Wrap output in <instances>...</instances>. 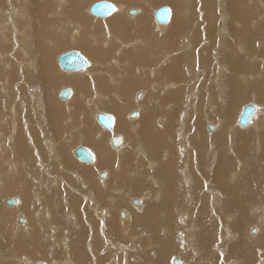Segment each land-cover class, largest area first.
I'll use <instances>...</instances> for the list:
<instances>
[{"label": "rangeland", "instance_id": "obj_1", "mask_svg": "<svg viewBox=\"0 0 264 264\" xmlns=\"http://www.w3.org/2000/svg\"><path fill=\"white\" fill-rule=\"evenodd\" d=\"M46 1H47L46 9L48 6L50 10L44 9L45 11L44 10L41 11L38 0H0V105L2 107L0 110V115L1 114L3 115V127L0 129V134H1L0 138L4 142L7 141V144H8L9 138L12 136L13 137L12 143L14 144V145L13 144L10 145V143H9L10 147L6 148L5 149L6 151L5 150L3 151V154H4L3 157H7L9 153L10 154L15 153L14 156L16 158L14 161L16 163H10L8 165L16 164V166L18 165L17 169L21 167V168H24L25 170H28V171L21 172L19 169V171L16 170L17 172L13 171V173L10 172V169L8 170V172L6 170V172H7L6 177L7 178H4V177L3 178L9 184H11L12 187L5 188L4 185H0V203L3 204V205L0 204V264H24L23 263L25 261L24 259L22 262V258L24 256L28 257L27 259H29V261H32V264H34L35 262L36 263L41 262V263H45V264L48 263L49 264L51 262V260L54 259L53 258L54 256L52 254V252L54 251L53 250L54 247L55 248L57 247L59 250H61V252L56 254V255H58L57 258H60V256L64 255L63 251L64 250L66 251V249H64L65 247L62 244L65 245V242L69 243V246H75L74 248H77L78 251L82 252L83 250L81 249V246L78 243L79 241H77V237L73 232H75L77 235H79L77 228H76V226H77L76 224L82 225L83 217L79 216V214L82 213L80 209H85V207H86L85 206V207L81 208L80 205H88V203H86L85 201H83V203L81 204V201L83 200L82 196H84V195L92 196L94 199L96 198L95 200L98 202L97 204L99 205V207L110 209L108 212L109 215L113 214V213L118 215L117 213L119 212V210H121V212H124V213H125V210H128L130 213V216H131L130 222L133 226L135 225L134 229H133L134 230L133 233L127 227L124 228V230H126V231L128 230L127 232L132 237V239L130 241L131 243L129 241L126 242L127 241L126 238H123L121 236L119 237V233L117 232V230L113 229L109 233V237L111 239L110 241L108 240V235H107L106 236L107 239H105V237H103V240L100 238L101 242L99 243L98 246H95L93 244L94 248H95V253L97 254L99 252V250H100V252H99V254L96 255L98 257V259L96 257L91 258L92 263H94V261L96 259V261H97L96 264H132V263H134V264H157V263L158 264H165V263L166 264H173L174 259H178L180 264H184L185 262H187L185 264H225V263L226 264L227 263H229V264H264V156H263L264 155V136H263L264 135V125L259 124V125H257V127H252L251 129H244V128H241V126H239L237 124V126L235 125L236 128H234V130L231 133L233 141L228 142L226 140L225 143H222L221 141H219L217 135L210 136L216 130L215 127L212 131H209V129H207L208 126L205 125V123H207V121L212 123L215 126L217 125L214 120L216 119V116L218 114H219V116L222 115V112L220 109H222V107H225V104L223 106L222 101H223L226 93H227V95H226L225 99L226 100L229 99V94H230V92L233 91L232 89L234 88V85L230 84V82H229L230 79L232 80L236 76V78L234 80H239L242 84L245 82H248L247 87H249V88L250 87L253 88L255 86L260 87L261 85H264V81H263L264 75L262 77V75L259 76V73L255 74V72L260 71L259 70L260 69L259 64H261L262 57H264V52H263V50H264L263 49L264 48V44H263L264 43V40H263L264 32H262V33L256 32V35L259 37L251 39L250 33L246 32V31L252 30V29L249 28V26L247 25L246 22L243 21V23H245V25H244L242 23V20L240 22L239 21H233V22L231 21L232 10L230 9V6H231L230 3H228V1L230 2L231 0H226V2L224 3V7L226 4L227 19L225 20V26H226L225 32H227V33L223 34V38H224V43L222 45L223 47L221 46L220 48H216L218 45L212 46L213 42L211 41V37L215 36V38H216L217 33H214V32L212 33L211 27L208 24L207 19L205 21H203V16H204L203 2H204V0H187L188 1V2L186 1L187 4L189 3L188 11H191V12H189V16H188L189 19L187 21L191 20L194 23L198 21V23H195L192 27H188L187 28L188 31H187V29H184L186 31L185 36L187 35V37H191L193 40L191 38L188 39V38H185L182 36L184 34V31L181 32V29L183 27H185V25L181 26L180 30L178 31V33L180 35V38L178 39V42H180V43H178L179 44L178 48L181 45L184 47L185 40L186 41L192 40V51H191V53H187L188 54L187 55L186 53H184V52H186L187 49L180 47L179 48L180 50L173 49V51L170 52L171 56H172V54L175 55V57H176V55L179 57L181 55V57H180L181 68L179 66H178L179 68L174 67V70L177 71L175 74H177V75L178 74L180 75L181 73L186 74V77L184 79L181 78V76L178 75L179 76L178 77L176 75L179 78L180 84L176 80H175V82L171 81L174 84L178 83V84H176L177 87H182L181 85H184L186 87L185 97H184L185 99H183L185 101L186 105H184L183 107H180V108H182V110L178 115L180 122H181V120L183 122L181 123L182 125L180 124L178 126L177 130L175 129L176 131H179V132H181L183 129H185V130L182 131V134L181 133L179 134V132L175 133L176 131H173L171 133V135L174 137H172V139H170L171 137L165 138V140H166V144L170 145L171 148L175 147V143H176L177 149L179 151V157H178L179 160L175 158L176 160H178V162H176V163H179V162L182 163L183 161L186 162L185 165H187V167L190 168V170L192 171V174L194 175V176H192L193 182L188 183L189 180H187V178H185V177L183 179V177L180 176L181 174L178 173L177 168H174V170L176 172L172 169L174 171L173 174H171L172 172H169V174H171V175L168 174L166 178H163L162 168L164 167L165 162H162L163 164L160 165L161 177L164 180L162 182L163 183L165 182L167 184H161L163 186H160L159 183L147 184L144 181L143 177L149 172V170L146 169V166H143L145 164V162L143 163V165L140 164L141 166L137 165V159L135 158L136 152H133V149H135L134 147L140 148V149L137 148L138 149L137 151H138V153H140L139 157H141L142 154L139 150H141L142 148H146V150L150 151V148H149V145H148L145 137H142L143 133L141 135L136 134V133H134V134L127 133L128 131H131L130 130L131 127L128 126V127H123L125 129L127 128L126 129L127 134L124 135L126 144H125V147L123 148V152L127 151V153H125V155H123V156H127L128 160L127 161L124 160V163L118 165L117 164L118 162H116L118 153H116V156H115V155H113V152L110 150L112 152L111 155L113 156V158H112L113 162H111L108 165L106 163L102 169L100 168L102 171L104 169H106L109 172L110 176L105 181H102L105 178V174H104V177L99 176V174L102 171L97 166L94 165V168L96 170H100L99 174L94 168H91V170H90L92 172V177H91L90 181H92V183L96 187H92V186L87 187L85 185L83 186L82 182L78 181L76 179V177L73 176L74 174L71 173L73 171L72 168L70 170L63 168L65 166L69 167L70 164L66 165L64 162L62 165L61 160H59L58 158H51L50 157L49 152L47 151L48 149L46 148V141L50 139L55 144V146H60L62 143V145L67 149L69 156H72L74 161H78L79 159L76 156H74V154H73V148L78 146V145L80 146V145L84 144L85 139L87 137V134L81 132L80 130L75 132L72 129L76 128V127H78L80 129L79 125H77V124H79L78 122L80 121V118H82V115L87 114V115H89L88 120H89L90 124L93 125V130L97 131L101 127V125L98 121H95V119H94L95 118L94 113H96V111H97V109H95L96 107L94 106V101L96 100L95 92L97 94H106L107 96H111V94L115 93L116 92L115 90L118 91V89L116 88L117 85L114 81H112V85H114L115 87L108 85V87H110V88L106 89V87H105L104 88L105 92L101 91L99 88L95 89L92 85H90V88H89L87 86V85H89V83L86 79H87V77L91 78V77L95 76L93 74L95 72L94 69H93V72H91L92 74L91 73H89V75L86 74V76H85L86 79H77L76 78L73 80V79H70L71 75L65 74V70L63 71V69H61V67L57 61V57L60 54L64 53L66 49H67V51L78 50L84 56H85V54H86V56H90V54L88 52H85V51L83 52L81 48H79L80 49L79 50L78 48H74L72 46H63V47L60 46L62 48H59V45H60L59 43H61L58 41L59 35H60V38L61 37L64 38L65 44H66V40L68 43V41L70 39H69V34H65V33L63 34L64 29L59 28L56 30L55 28H58V26H56V25H58V24L60 25V23H62V21H64V22L67 21V23H73V25H70L71 29H69V26H67V29H69V30H66V31H75L76 22H72L73 20H75L73 17L70 18L66 15L65 7H67L69 5V2L68 3L65 2V4H62V2L57 3V1L60 2L61 0H46ZM90 1L91 0H88L85 2V5H84L85 9L92 2H94V1H91V2ZM109 1H111V0H109ZM189 1L190 2L193 1V3H190ZM242 1L243 0H239V6L240 7H243V6L247 7L249 5H253L254 10H255V12H254L255 18H258L260 21L258 19H254V20H256L257 23L264 22V8H262V7H264L262 4V3H264L263 0H261L262 3L260 2V0H258V1L257 0H248L249 5H243ZM214 2H215V7H217V2H219V0H217V1L215 0ZM258 2L260 4H262V6H258V5H260V4H258ZM141 3L146 4V6L144 7V11L147 10V12L149 14L153 12L152 9L154 7H156L155 10H157L160 6H163L165 4V5H168L169 7L170 6L173 7L174 12L179 11L180 13L178 12L177 15L179 16V14H180V16H181L180 7L179 6L174 7L167 2L160 3V5H159V4H153L151 2V0H140L137 4H135L134 6L132 5V6H133V8L135 7V9L137 10V8L141 6ZM57 4H62L61 5L62 7L60 5H57ZM147 4H150V5H147ZM63 5H65V6H63ZM201 5H202V8H201ZM150 6H153V7L150 8ZM190 6H192V8ZM41 7H45V5H43V6L41 5ZM61 8H63V9H61ZM58 9L61 11H59ZM17 11H19V12H17ZM188 11H187L186 15H188ZM44 12H45V14H43ZM176 12L173 15V22H174V20H178L180 18V17H177ZM21 13H23L22 17H21ZM58 13L60 14V16L57 15ZM195 13L198 15L196 16ZM261 13L263 15H262V17H259V15L261 16ZM83 14H84V16H86L87 19L90 17V19H88V21L91 20V16L95 17L87 9L84 11ZM228 15H230V16H228ZM66 16H67V18H66ZM148 17H149V20L152 22L153 33L154 32L157 33V31L155 29V24H154L155 20L153 18H151L149 15H148ZM204 17H206V16H204ZM210 17H211L210 20L213 21L214 15H210L209 18ZM50 18H53V19L56 18V20L59 18L60 19L62 18L61 19L62 21L60 19L58 21H55V19H54L55 22L53 21V24H52L53 26L50 27V24H49L48 27L43 28V24H40V23L44 22V20L47 23H49ZM195 18H197L196 19L197 21L195 20ZM229 18H230V20H229ZM261 18L263 19V21ZM104 19H106V18L93 19L92 22H94V23L100 22L101 24L99 23L98 25L102 26V24H103L102 28L103 27L105 28ZM187 21H186V24H187ZM200 21H203V22L199 26L197 24H199ZM64 22L60 26L64 27V26L68 25L66 22H65L66 24H64ZM235 22H237L238 24ZM23 23L25 24V26ZM54 23H56V25ZM106 23H108V20L106 21ZM26 25L30 26V27H27ZM196 26L200 27L201 30L203 29V27L204 28L205 27L210 28L209 29L210 33H207V34H210L209 38L207 39L205 37L204 32L200 33V29ZM251 26L252 25H250V27ZM24 27H26V28H24ZM193 27H194V30H193ZM237 27L239 29L245 30V31H243L244 33L241 32V34L239 36L241 38H239L237 36L238 31H239V29ZM40 28L41 29L43 28L42 29L43 31ZM235 28H237L236 29L237 34L234 32ZM258 28L259 27H256V29H258ZM117 31L118 32H115L113 30L111 31V35H112L111 37L113 38V40H115V41H113L114 43L111 46H105L103 44V41H105L104 38H106L105 34H103L105 37H103V35H100V37H98L99 35H96L94 33L92 34V36L94 38L91 36L89 37V40L91 41V43L89 41V43H90L89 45L94 46L93 48L94 49L96 48V50L98 49L97 51L100 50L99 53H97L98 57L96 55L95 59L99 60L100 64H98V65L100 67H103L101 70L102 71L101 73H108V72L113 73V72H115L113 74H117L120 72L122 75L128 76V78L126 80L124 78H122L120 80L119 87H120V89L123 90L124 93H126V96H127V98H126L127 101H124V104H121V106H124L125 109L127 108L126 110L128 112L126 111V113H127L126 116L129 115L128 118L132 119L129 122H136V121H138L139 116L138 117H136V116L130 117L129 113L133 112L134 110H136V112H137V109L140 108L139 102H141L143 100L142 97L145 96L143 90H145V92L147 93V100H149L150 99L149 96L152 93V91L157 90V88H155V87L152 89V86H150V85L151 84H158V85L162 86L164 83H169V81L171 80V77L166 72V70L164 69L165 67H161V64H158V62L163 57L162 47H161V43H163V42L161 41V37H156L157 42L152 41L151 43H148V45L145 46L144 49L140 50V48H141L140 47L139 48L140 51L136 49L138 52L137 53L135 50V47H133L132 45L135 44V41H141V39L144 40L143 36L145 35V33H144L145 30L142 28L140 23L137 24L131 20H129L128 23L123 22L122 25L120 26V29ZM41 32H43V33H41ZM197 32H198V34H197ZM42 34H45V35H42ZM23 35H25V36H23ZM113 36H115L116 38ZM17 37L19 38L20 43L17 40L18 39ZM28 37H30V38H28ZM50 37H51V39H54V37H55V39H57V41L56 40L51 41ZM108 37L110 39V36H107V38ZM65 38H67V39H65ZM97 38H99V39L97 40ZM100 38L101 39L103 38V39L101 40ZM21 39H24V41H22ZM121 39L122 40L125 39L127 41V42H124V46H125V44H128V45H126L128 47L123 48L124 54L120 57L119 53L117 52L119 45L115 42L120 41ZM248 39H250L251 41ZM100 40H101V42H99ZM50 41L52 42V44L54 43L53 46H51V48H50V45H51ZM96 42H98V43H96ZM70 43L71 42L69 41L68 44H70ZM17 44L20 47L22 45V47L20 48ZM196 44H199V45H196ZM240 44L242 46H244V44L247 45V48H249V50L254 49L255 50L254 56H256V57H254L253 55H247L246 53L242 52L241 48L239 47ZM23 46H25L26 49H24ZM44 46H45V48H44ZM130 46H132L131 47L132 49L131 48L129 49ZM54 47H57V48L54 49ZM69 47H72V48H69ZM107 47L112 49V50L108 49ZM113 47H115L116 49ZM42 48H44V49H42ZM46 48H48L47 49L48 52L49 51L51 52V50H55V51L51 52L52 53L51 55H53L54 57L53 56H52L53 58L51 57L52 62H50L49 65H52V67H53V65L55 67L57 65L56 68L50 67V69L48 70V73H47L48 78H52L51 77L52 74L55 73L56 76H58V77L61 76V78L59 77L60 79H63V80L66 79V81L64 80L65 82H63L61 84L59 81H57L58 83H56V84H58V86L56 84L55 85H49L50 90L52 89V90H55L56 92H54L52 90L50 91L48 89L49 86L46 84V81L44 78L45 72H46L45 70H47V69H45L46 66L44 64L46 62V60H45L46 58H44L43 53L45 51H47V50H45ZM202 48L203 49L206 48V49L204 52L201 53L199 50H201ZM152 49H153V54H151ZM215 49L216 50L218 49L217 50L218 59H216V56H215V52H214ZM131 50H132V52H131ZM177 50H178V52H177ZM195 50H198L199 52H196ZM258 50H260L261 53ZM50 52L47 54L49 55ZM53 52H55V53H53ZM127 52H129V53L135 52L132 54V56L134 55L133 58H131V54H129ZM109 53H112V54H109ZM199 54H201V55H199ZM116 55H118L121 59L117 58L118 56H116ZM124 55H125V57H123ZM126 55H128V56H126ZM196 55H197V58H196ZM208 55H209V57H208ZM107 56H109V57H107ZM115 56H116L117 60L123 59L122 62L120 63L123 67L120 64H119V66H118V64H115ZM201 56H202V59H201ZM40 57H41V60H40ZM109 58H112V59H109ZM129 58L131 61L129 60ZM138 59H139V61H138ZM109 60H111V62H109ZM254 60L256 61V63H257V61H259V62H258V64H256L257 66L252 67L253 66L252 64H255ZM124 62H130L129 66L125 65ZM138 62H143L144 64H147L149 66L153 65V67L157 66L159 69H158V71H153L152 73L148 72L144 76V72H142V73L136 72V70L139 71L137 69V67L140 66L139 64H142V63L138 64ZM209 62H211V63H209ZM30 63L36 64L35 67H32L33 69L36 68V70L33 72V73H36V74H33V76H35V77H31V75L29 74V72L31 71V69H29L31 67ZM207 63L209 64V66ZM212 63H213V65H212ZM217 63L218 64L220 63L221 67H223V68L225 67L224 71H223V75H222L223 77H222V79L220 78V80L218 78H216L218 76V71H219V69H218L219 65H217ZM243 63H245V64H243ZM123 64L125 65V67ZM222 64H224L226 66H224ZM237 64H239L240 66L238 67ZM246 64H247V66H244L245 68H243V65H246ZM234 65H236V67ZM200 66H201V68H200ZM214 66H216V67H214ZM194 67H196L195 69L198 70V71L196 70L197 74L201 72L200 76L202 75V78H200V80L198 79L200 76L198 77L197 75L194 74V71H195ZM204 67H205L204 70H206V71H203ZM208 67H210V68H208ZM116 68H119V69H116ZM207 68L210 69L209 70L210 72L208 71ZM43 69H44V71H43ZM57 69H58V72H57ZM107 69H108V71H107ZM212 69H213V71H212ZM234 69H235V71H234ZM116 70H119V71H116ZM214 71H215V73H214ZM60 72H62L63 74ZM252 73L255 75L256 78H258V76H259L260 79H256V78L253 79ZM139 75H141V76H139ZM214 75L215 76L217 75V76L215 77ZM247 75H248V77H247ZM103 76L110 77L109 74H105ZM194 76H195V79H194ZM139 77H140V81H141L140 84L129 85L128 83H126L130 79L131 80H133V79L138 80ZM33 78H35V79L33 80ZM196 78L198 79V81ZM180 79H183L186 82H184L183 80H180ZM75 80H76V82L81 81L80 82L81 87L79 86V88H78L79 90L77 89V86H78L77 84H76V86H74ZM77 80H79V81H77ZM34 82H36V83H34ZM82 82H84V83H82ZM86 83H88V84H86ZM191 83H193V84H191ZM5 85H6V87H5ZM173 85L170 84L169 90L173 91L174 88H176ZM203 85H205L206 87ZM66 86L67 87L72 86L73 89L75 88L74 89L75 95L72 98L69 97L70 98V99L68 98L69 100L65 99V101L63 102V100H61V98L59 97V94L54 95V93L57 94L62 87H66ZM85 86L88 88H86ZM184 86H183V88H185ZM31 87L37 88V89H35L36 90L35 92H37L36 94L34 93V90ZM33 93L35 94L36 97L34 96ZM47 93L50 94V98L57 96L56 97L57 99L54 97L53 98L54 100L53 99H51V100H53L54 102L57 101V103H55V104L56 105L59 104L57 107V108H59L58 110L63 111V112L59 111V113H58V110H55V112H53V113H55V115H54L55 119H54V117H52V118L50 117V116H52V115H50L52 113H51L50 107L47 103ZM138 93H140V95H138ZM218 93H219V95H218ZM82 94H84V96H82ZM85 94L88 95V98H87V95H85ZM89 94H90V96H89ZM135 94H136V96H135ZM250 94H251V89H249L248 93L244 94L242 96V99L239 101V103H237L234 106V110L232 113H234V111H235V116H231V121H233V123L231 125H234L236 123V118H237V115H239L238 112L240 111L242 105L243 104L247 105V104H245L246 102L250 103L251 98H252V96H250ZM114 95H112V96H114ZM160 95L162 96V98H164V96H165V99H167V101L170 100V102H173L172 99L169 98L171 96L170 92L163 91L160 88ZM220 95H222V98H220ZM194 96H195V98H194ZM37 97H38V100H36ZM84 97H86V98H84ZM134 98H137V101H135ZM83 100H85V101H83ZM86 100H88L89 102H87ZM263 100H264V98H263ZM32 101H33V103H31ZM81 102H82V104L80 105ZM36 104H37V106H36ZM77 104H79L81 107L78 106ZM83 104H85V105H83ZM125 104H126V106H125ZM263 104H264V102H263ZM31 105H35V106H31ZM10 106H15V109L17 111H15V113H13L14 111L12 112L11 110H9V109H12ZM39 106H40V108H39ZM66 106L69 107L70 109H68ZM111 106L112 105H110V104L100 105V108H101L100 110H102V112L112 114L111 112L114 113V111H113ZM193 106L195 107V109H193L194 114L192 111ZM34 107H35V109L37 107L38 111L33 109ZM85 107L87 109H85ZM110 107H111V110H110ZM184 107L185 108L187 107V108L185 109ZM262 107H264V105H262ZM76 108L78 110H75ZM89 108L90 109L92 108V110L90 111ZM164 108L167 109V107H164ZM196 108H197V110H196ZM83 109H84V111H83ZM114 110H115V108H114ZM149 110L150 111H156V115H155L156 117L155 118H157V116L159 114H161V112H158V110H156L154 108H150ZM185 110H188V111L184 112ZM262 111H264V110L262 109ZM81 112H83V113H81ZM9 113L11 114L12 117H14V119L11 120V124H9V117H10ZM71 113H73V114H71ZM181 113H182V115H181ZM93 114H94V116H91ZM184 114H187L189 117L187 118V115H185L186 117L184 116V118H183ZM69 116H70V118H69ZM62 117H63V119H62ZM133 118H135L137 120L135 121V119L133 120ZM185 118L188 120H186ZM57 119H58V123H57ZM184 119L186 121H184ZM189 119L191 120L190 122H192V123L188 122ZM69 120L71 122H69ZM12 121H13V123H15V127H14ZM59 121H60V123H59ZM156 121L152 122L153 126L151 128L150 135H157V130L154 127V123L158 126H160V124L161 125L163 124L160 121L159 122H156ZM57 124H59V125H57ZM41 125H43L42 128L40 127ZM8 126L10 129L8 128ZM55 127L57 130L56 129L54 130ZM65 127H67V128H65ZM194 127H197V131H198V133H200L199 135L195 134L196 129ZM139 128L140 127L137 126L135 128V130L136 129L138 130ZM62 129H64V130L66 129V130L63 131ZM204 129L207 131L208 134L211 132L209 134V138L206 136L204 137ZM12 132L14 133V135ZM17 132H18V136L16 134ZM166 133H168V132H166ZM81 134H83V135H81ZM19 135H21V137ZM47 135H49V136H47ZM164 136H166V135H164ZM14 137H15V139H14ZM21 138H23L22 139L23 141L20 140ZM186 139H187V141H186ZM206 139L208 141H206ZM44 140H46V141H44ZM256 140L258 141V143ZM54 141H56L57 143ZM247 141H248V143H247ZM43 142H45V143H43ZM245 142H246V144H245ZM210 143H213L214 146L213 145L211 146ZM240 143H241V145L244 143L246 152H245L244 146L241 147ZM23 145H24V147H23ZM237 145H239L242 149L240 147H238ZM12 146H13V149L11 148ZM89 146L94 148L91 145H89ZM90 147H88V148H90ZM186 147H188V148H186ZM107 148L109 149L110 147L107 146ZM167 148L168 147L163 146V148L159 150V155L157 158H159L160 161L162 160L163 151L166 150ZM8 149L12 152H10ZM152 151H153V149H152ZM166 151H168V150H166ZM241 151L243 152L242 154H241ZM37 152H39L41 154L42 158L48 164H51L52 167L59 165V167H55V168H57V170H55V171L53 170V171L57 175H59L60 177L62 176V177L61 178L60 177L55 178L52 176L51 179L55 178L56 180L53 179V182H55V181L56 182L53 184L52 180H51V183L48 185V192H47V189L44 187V185H39L38 182L35 183V179H34L35 177L31 174V171H30L32 169H36L35 161H36V156L38 154ZM150 154L151 153H149V155ZM235 154H236V156H235ZM11 155H9V156H11ZM153 156L154 155H152V157ZM194 156H196V157H194ZM11 157H13V156H11ZM114 157H115V159H114ZM154 158H156V156H154ZM54 159H56V160L54 161ZM20 160H22V161L20 162ZM185 160H187V161H185ZM117 161H118V159H117ZM120 161H121V159H120ZM132 162L133 163L135 162V163L133 164ZM134 165H136L135 168H134ZM219 165H222V167L224 166L222 176H225L224 178L227 181H225V179H224L225 182L224 181L223 182L225 184H227L228 187L230 186L231 188H233V190H235V195H234L235 197L234 198L236 199V202L238 201L237 203H234L235 199L232 201L229 197H225L223 194L222 188L218 187L217 185L213 184V182H211V177H213V175H215L216 172H214V171L217 170V167ZM41 166H43V165L41 164ZM142 166H143L144 170H143ZM228 166L230 167V169H228ZM193 167L196 170H193L192 169ZM209 167H210L211 171H210ZM140 169H142V170H140ZM226 170H227V172L228 171H230L231 173L233 172L232 174H235V176L232 174H230L231 175L230 176L229 173L226 172ZM69 171H71V172H69ZM3 172H4V170H3ZM19 172H20V174L21 173L24 174L20 180H19L20 174L18 175ZM27 172H29V173H27ZM32 173H36V172H32ZM175 173L179 176L175 177L176 176ZM31 176H32V178H31ZM226 176L228 178H226ZM237 176H239V177H237ZM13 177H16V179H18V180L13 182V180H14ZM57 179H58L59 184H57ZM63 179L65 180V182L61 183V182H63ZM205 180L208 181V183H206ZM99 181H101V182H99ZM67 183H69V184H67ZM87 183H89V182L87 181ZM168 183H169V185H168ZM55 184H56V186H55ZM97 184H99V185H97ZM69 185H71V186H69ZM154 186H155V188H154ZM201 186H203V187H201ZM40 187H41V189H45L42 191V193L38 192V190H41V189H39ZM71 187L76 188V190H78V191L73 192L71 190ZM164 187L167 191L164 189ZM172 187H173L174 191H173ZM54 188H56L57 190L55 191ZM152 188H154V189H152ZM189 188H191V189L194 188V189L189 190ZM29 189L35 191V193H34L35 196H34V199L32 200L33 203L35 204V206H34L35 209L32 208L33 211H36L35 215L37 216V214H38L39 216H37V217L39 219L46 220V221H43V222H46L45 223L46 225H48L47 222L51 219L50 217H52V216H56V218L60 222V223L54 224L51 227V232L48 231V236H47L48 242L45 241V242L40 243L42 240L39 237L29 238L28 236H26L25 233L23 234V236H20V237H18V235L17 236L14 235L13 242L10 241L13 237L11 239H9V237L7 236V234H10L9 231H11L13 229L12 226L15 225V223H16V221H15L16 217H17V220L19 221L18 217L19 216L24 217L25 214L22 212V210L19 207L9 208L8 207L9 205H6V203H5V199L15 198L17 196V202H19V201L21 202L22 200L20 199V195L21 194H27L29 192ZM210 189L211 190L215 189V191H217L218 193H221V195H222L221 198L223 199V201H222L223 203L221 204L223 206L222 208H221V206H219L220 202L219 203H217V202L212 203L211 202V201H213L212 198H210V200H209L210 195H207V194L209 193V191H211ZM12 190L15 191L14 194L11 193ZM116 190H118V191H116ZM7 191H9V193ZM64 191L67 192L68 195L73 194L72 197H69L68 195L63 196L62 194L65 193ZM158 191L161 192V195H158V196L155 195L157 197H155V196L153 197L154 192H156L155 194H157ZM236 191L238 192L237 193L238 195L236 194ZM37 194L39 195V197H36ZM59 195L61 197H63V199H58L57 196H59ZM113 195H115V196H113ZM203 195H205V197H203ZM188 196H190V197H188ZM134 197L137 200L140 198L143 202L141 201V204H138V205H134L133 202L128 203V201ZM64 198H67L69 200V202L66 203L67 201L65 202ZM38 200H42V201L40 202ZM43 201H47V202H45V204H44ZM163 201H164V204H162ZM126 203H128L129 205ZM30 204H32V203H30ZM38 205L40 206V208ZM10 206L12 207V205H10ZM16 206H18V205H16ZM212 207H214V208H212ZM39 209H41V211ZM61 209L65 214L60 213ZM90 210H91V208H90ZM99 210H103V209H99ZM122 210H124V211H122ZM69 211H73V212L75 211L78 219L74 216H71V215L68 217L67 212H69ZM3 212H5L6 215L8 216L6 218V222L11 225L9 227H5V231L7 230V232H4L2 230L3 223L1 222L2 221L1 218H2ZM91 212H94V209L91 210ZM50 213H51V215H50ZM133 213L136 214V218H137V216L139 217V218H137L138 219L137 222L135 220V217L134 216L132 217V215H134ZM31 215L34 218V215L33 214H31ZM60 215H63V216L65 215V216L61 217ZM165 215H168V217H169V215L172 216L175 221L173 222L174 224H172V227L170 225V228H166V226L168 225L167 224L168 222H167L166 226L163 227L165 230L163 232L164 234L162 233L160 235L158 233L162 229L161 230L159 229L160 225L158 226L157 223H159V221L162 220V217L165 218ZM36 216H35V219H37ZM96 217L97 216L95 214H91L89 217H87V219L90 222H93ZM120 218H121V216H120ZM124 218H122V219H124ZM67 219H68V221H67ZM140 219H141V221H140ZM78 221H79V223H78ZM23 222H20V223H23ZM23 224H25V223H23ZM117 224H118V222H117ZM62 225H65V227L63 229L61 227ZM54 226H56V227H54ZM124 226H125V224H124ZM72 228H73V230H72ZM253 229L255 230L254 233H252ZM228 231L230 232V234H228ZM49 233H51L53 235L50 236ZM111 233H116V235L112 236ZM186 233H188L186 235V238L188 240L185 238ZM45 234H44V237H45ZM139 235L141 237H139ZM55 237H57L58 241L61 240L60 241L61 243H57L58 245H55V243H54ZM83 238H85V237H83ZM121 238H123V239H121ZM159 240H161V241H159ZM63 241H64V243H63ZM73 241H74V243H73ZM142 241H143V243H142ZM189 241H191V242H189ZM48 243L50 244V246ZM51 243H53V244H51ZM76 243H78V244H76ZM10 244H12V247H13L12 251L10 248ZM170 244H172V245H170ZM7 245H9V246H7ZM41 245H43V246H41ZM139 245H140V247H139ZM141 245H142V253H143V256H141V257H144V258L139 260V256L137 253H138V251L141 250ZM123 246H124L125 251H123V248H122ZM145 246H147L148 248ZM179 249L181 251H179ZM88 250L89 249L87 248L86 251H88ZM72 251H74V250L72 249ZM145 251L147 253H145ZM181 252H184V253H182L183 255L181 254ZM106 253L108 254V256L106 255ZM14 255H16V256L18 255L17 258H19V256L21 258H19V260H18L16 258H14ZM50 256H53V257H50ZM136 256H138V257H136ZM181 257H183V258H181ZM64 258H65V256L63 258L61 257L60 259H62L64 261ZM66 259H68V258H65V261H68V262L70 261L69 264H71V262H73V264L82 263V260L79 257L78 258L75 257L74 259L69 258V260H66ZM110 260L113 263H109ZM123 260L124 261L127 260V262L125 263ZM144 261H146V262H144ZM162 261H165V262L160 263ZM147 262H149V263H147ZM92 263H90L89 261L84 262V264H92ZM25 264H30V262L29 263L25 262Z\"/></svg>", "mask_w": 264, "mask_h": 264}, {"label": "bare ground", "instance_id": "obj_2", "mask_svg": "<svg viewBox=\"0 0 264 264\" xmlns=\"http://www.w3.org/2000/svg\"><path fill=\"white\" fill-rule=\"evenodd\" d=\"M86 1H88V0H61L60 2H58L57 1V3H61L62 2V4H65V2L66 3H68L69 2V5L67 6V7H65V11H66V15L68 16V17H73L75 20H73L72 22H76V26H75V31H66V30H69V29H71L70 27V25H73V23H67V21H65L68 25H66V26H60L64 21H62L60 18V20L62 21V23H60V25L58 24V25H56V23H54L56 26H58V28H55L56 30L57 29H59V28H61V29H64V32H63V34L65 33V34H69V41L71 42L70 44H68L69 43V41H68V43H67V40H66V44L64 43V38H60V35H59V39H58V41L59 42H61V43H59L58 45H59V48H62L63 46H72V47H74V48H81L82 49V51L84 52H88L89 54H90V56H86V54H85V57H86V59L88 60V65L86 66V67H84L83 68V70H81V71H68V70H65V74H68V75H71V78L70 79H86L85 78V76H86V74H88L89 75V73H91V72H93V69H94V75L95 76H93V77H91V78H88L87 77V81H88V83H89V85H87L89 88H90V85H92L95 89H97V88H99L101 91H104V88L106 87V89H109L110 87H108V85H111L112 87H115L114 85H112V81H114L115 83H116V88L118 89V91L117 90H115L116 92L115 93H113V94H111V96L112 95H114V96H107L106 94H97L95 91V95H96V100L94 101V106L96 107L95 109H97V111H96V113H94L95 114V121H98V120H96L97 119V115H98V113H106V112H102V110H100L101 108H100V105H105V104H110V105H112L111 107H112V109H113V111H114V113L113 112H111L112 114V116L114 117V120H115V122H114V126H113V128H112V130H108V129H106L105 127H103L101 124V127L97 130V131H95V130H93V125L92 124H90V122H89V120H88V117H89V115H87V114H83L82 115V118H80V121L78 122L79 124H77V125H79V127H80V129L78 128V127H76V128H73L72 130H74L75 132H77L78 130H80L81 132H83V133H85V134H87V137H86V139H85V143L84 144H82V146H85V147H90L89 145H91V146H93L94 148H92V147H90L91 148V150H93L92 152L94 153V156H95V159H94V161L92 162V163H88V162H85V161H83V160H81V159H79L78 161H74L73 160V157L72 156H69V154H68V151H67V149L62 145V143H61V145L60 146H55V144L49 139V140H44V141H46V148L48 149L47 151L49 152V155H50V157L51 158H58L59 160H61L62 162H61V164L63 165V163L65 162V164L66 165H69V167H63V168H65V169H73V171L71 172V171H69V172H71V173H73L72 175L73 176H75L76 177V179L78 180V181H81L82 182V184H83V186L85 185V186H87V187H89V186H92V187H96L93 183H92V181H90L91 180V177H92V172L90 171L91 170V168H94V165L95 166H97L99 169L101 168H103L104 167V165L107 163V165L108 164H110L111 162H113V160H112V158H113V156L111 155V153L113 152V155H115L116 156V153H118V155H117V159H118V161H117V159H116V162H118L117 164L118 165H120V164H122V163H124V160L125 161H127L128 160V157L127 156H123V155H125V153H127V151H125V152H123V148L125 147V136L124 135H126L127 133H132V134H134V133H136V134H142V137H145V139L147 140V143H148V145H149V148H150V151H148V150H146V148H142L141 150H139L140 152H141V154H142V156L141 157H139V154L140 153H138V149H140V148H136V147H134L135 149H133V152H136V159H137V165L138 166H141L140 164H142L143 165V163L145 162V164L143 165V166H146V169H148L149 170V172L143 177V179H144V181L147 183V184H151V183H159L160 184V186H163V185H161V184H167V183H163L162 181H164L163 179H162V177H161V172H160V165L161 164H163L162 162H165V165H164V167L162 168V170H163V174H162V176H163V178H166L167 177V175L169 174V172H172L171 174H173V172L175 171L174 170V168H177L178 169V173L179 174H181L180 176H182L183 177V179H184V177L185 178H187V180H189V182L188 183H192L193 182V177L192 176H194L193 174H192V171L190 170V168L189 167H187V165H185V163L186 162H182V163H176V162H178V157H179V151H178V149H177V145H176V143H175V147H173V148H171V146L170 145H167L166 144V140H165V138H170V139H172V137H174V136H172L171 135V133L173 132V131H176L177 129H178V126L183 122L182 120H181V122H180V120H179V117H178V115H179V113L181 112V110H182V108H180V107H183L184 105H186L185 104V101L183 100V99H185L184 97H185V89H186V87L184 86V85H181L182 87H177L176 86V84H178L179 83V76H181V78H185L186 77V74L185 73H181L179 76L177 75V74H175L177 71H175L174 70V67L175 68H181V64H180V57H181V55H180V57L179 56H177L176 55V57H175V55H173L172 54V56L170 55V52L171 51H173V49H178V50H180L179 48L180 47H183L182 45L178 48V43H180V42H178V39L180 38V35H179V33H178V31L180 30V28H181V26H183V25H185V27H183L182 29H181V32L182 31H184V34L182 35L183 37H185V38H191V37H187V35L185 36V33H186V31L184 30V29H187L188 27H192L195 23H198V21L196 20L197 18H195V20L197 21V22H192L191 20L190 21H187L188 19H189V12H191V11H188V9H189V3L187 4V0H151V2L153 3V4H159L160 5V3H163V2H167V3H169V4H171L172 6H174V7H176V6H179L180 7V11H181V16H180V14H179V16L177 15L178 14V12H176V15H177V17H180L178 20H174V22H173V15L175 14V12H174V8L173 7H171V10H172V15H171V18H170V20H169V22L168 23H159V22H157L156 20H155V18H154V14H155V8L156 7H154L153 9H152V13H148L147 12V10H145L144 11V7L146 6V4L145 3H141V6L140 7H136L137 8V12H136V14L134 13V14H131L130 13V11H131V9L133 8V6L135 5V4H137L140 0H111L112 1V3H114L115 4V7H116V10L111 14V15H109V16H107V17H105L106 19H104V22H105V28L103 29L102 28V26H103V24H102V26H100V25H98L100 22H92V20L93 19H103V18H101V17H97V16H95V17H92L91 16V20H89L88 21V19H90V17L87 19L86 18V16H84V11L87 9L88 11H89V9H90V7H91V5L94 3V2H96V1H99V0H91V1H94V2H92L86 9H85V7H84V5H85V2ZM90 1V2H91ZM187 1V2H186ZM215 0H204V2H203V11H204V16H206V17H204L203 16V21H205L206 19H207V21H208V24L210 25V27H211V30H212V33L214 32V33H217L216 34V38H215V36H210L211 37V41L213 42V45L212 46H216V45H218L216 48H220L222 45H223V43H224V38H223V34H225V33H227V32H225L226 31V26H225V20L227 19V9H226V4H225V7H224V3L226 2V0L224 1V0H219V2H217V7H215V2H214ZM217 1V0H216ZM258 1V0H257ZM190 2V1H189ZM243 2V5H249V2H248V0L246 1V0H243L242 1ZM241 2V3H242ZM260 2L262 3V1L260 0ZM263 2H264V0H263ZM38 3H39V5H40V10L41 11H43L44 9L45 10H48L49 9V7L47 6V9H46V3H47V1L46 0H38ZM190 3H193V1L192 2H190ZM228 3H230V9L232 10V13H231V21L233 22V21H241L242 20V23H243V21L244 22H246L247 23V25L249 26V28L250 29H252V30H248V31H246V32H249L250 33V38L251 39H254V38H256V37H259V36H257L256 35V32H264V22H259V23H257L256 22V20H254V19H258V18H255V14H254V12H255V10H254V7H253V5H249V6H243V7H240L239 6V0H231L230 2L228 1ZM253 3V2H252ZM251 3V4H252ZM62 4H57V5H62ZM258 4H260L259 2H258ZM257 4V5H258ZM263 4V6H264V3H262ZM262 4H260V5H258V6H262ZM41 5L43 6V5H45V7H41ZM51 5V4H50ZM133 5V6H132ZM147 5H150V4H147ZM165 5V4H164ZM228 5V4H227ZM63 6H65V5H63ZM62 7V6H61ZM148 7V6H147ZM151 7H153V6H150V8ZM191 8H192V6H190ZM54 8V7H53ZM52 8V9H53ZM57 8V7H56ZM55 8V9H56ZM60 8V7H59ZM64 8V7H63ZM63 8H61V9H63ZM135 8V7H134ZM201 8H202V5H201ZM260 8V7H259ZM262 8H264V7H262ZM16 9V8H15ZM85 9V10H84ZM19 10V9H18ZM44 10V11H45ZM50 10V9H49ZM59 10V9H58ZM20 11V10H19ZM19 11H17V12H19ZM59 11H61V10H59ZM58 11V12H59ZM187 11H188V15H186V13H187ZM6 12V11H5ZM63 12V11H62ZM90 12V11H89ZM15 13V12H14ZM61 13V12H60ZM180 13V12H179ZM199 13V12H198ZM16 14V13H15ZM22 14L23 13H21V17H22ZM43 14H45V12L43 13ZM130 14V15H129ZM196 14V13H195ZM19 15V14H18ZM57 15H59L60 16V14L58 13ZM89 15V14H88ZM148 15L151 17V18H153L154 20H155V29H156V31H157V33H153V29H152V22L149 20V17H148ZM198 14H196V16H197ZM210 15H214V19H213V21H211L210 19H211V17L209 18V16ZM262 13H261V16L259 15V17H262ZM67 16H66V18H67ZM228 16H230V15H228ZM24 17V16H23ZM44 17V16H43ZM97 17V18H96ZM42 18V17H41ZM93 18V19H92ZM194 18V17H193ZM44 19V18H43ZM53 18H50V22L49 23H47L45 20H44V22H42V23H40V24H43V28L45 27H48V25L50 24V27L51 26H53L52 24H53V21H54V19H55V21H58L59 19H57L56 20V18H54L53 20H52ZM262 19V18H261ZM12 20V19H11ZM10 20V21H11ZM24 20V19H23ZM108 20V23H106V21ZM129 20H131V21H133V22H135V23H137V24H139L140 23V25L142 26V28L145 30V35L143 36V39L144 40H142L141 39V41H135V44L134 45H132L133 47H135V50L137 49V50H139V48H140V50L141 49H144V47L145 46H147L148 45V43H151L152 41H154V42H157L156 41V37H161V41L163 42V43H161V47H162V53H163V57H162V59L158 62V64H161V67H165L164 69L166 70V72L170 75V77H171V80L169 81V83H164L162 86H160V85H158V84H151L150 86H152V89L155 87V88H157V90H155V91H152V93L150 94V96H149V100H147V93L145 92V90H143V92H144V94H145V96H143L142 98H143V100L141 101V102H139V104H140V108L139 109H137V112H136V110H134L133 112H131V113H129L130 114V117H133L132 116V113H136L135 114V116L136 117H138L139 116V119H138V121H136L137 119H135V118H133V120L135 119V121L136 122H129L130 120H132V119H129L128 118V116H126L127 115V113H126V109L124 108V106H121V104H124V101H127V96H126V93H124L123 92V90L122 89H120V87H119V85H120V80L122 79V78H124L125 80L128 78V76L127 75H122L120 72L119 73H117V74H113V73H115V72H108V73H101L102 71V68L103 67H100L98 64H100V62H99V60H97V59H95V56L97 55V53H99V51H97L96 50V48L94 49L93 47L94 46H90L89 44L91 43V41L89 40V37L91 36V37H93L92 36V34L94 33V34H96V35H99L98 37H100V35H103V34H105L106 35V38H104V40L105 41H103V44L105 45V46H111L114 42L113 41H115V40H113V38L111 37L112 35H111V31L113 30V31H115V32H118L117 30H119L120 29V26L122 25V23L123 22H127L128 23V21ZM229 20H230V18H229ZM259 20V19H258ZM54 21V22H55ZM186 21H187V24H186ZM203 21H200L199 22V24H197V25H201L202 24V22ZM260 21V20H259ZM262 21H263V19H262ZM64 22V24H66ZM6 23V22H5ZM97 23V24H96ZM235 23H237V22H235ZM24 24V23H23ZM63 24V25H64ZM101 24V23H100ZM228 24V23H227ZM238 24V23H237ZM236 24V25H237ZM244 25H245V23H243ZM260 24V25H259ZM7 25V24H6ZM187 25V26H186ZM205 25V24H204ZM208 25V26H209ZM235 25V26H236ZM250 25H252L251 27H250ZM2 26V25H1ZM24 26H25V24H24ZM27 26V25H26ZM67 26H69V29H67ZM203 26V25H202ZM206 26V25H205ZM27 27H30V26H27ZM195 27V26H194ZM194 27H193V30H194ZM196 27H198V26H196ZM218 27V28H217ZM256 27H259L258 29H256ZM24 28H26V27H24ZM42 28V29H43ZM199 29H200V27H198ZM238 28V27H237ZM237 28H235L234 30V32L237 34V32H236V29ZM255 28V29H254ZM41 29V28H40ZM41 29V30H42ZM209 29L210 28H204L203 27V29L201 30L200 29V33L202 32H204L205 33V37L208 39L209 38V35L210 34H207V33H210V31H209ZM217 29V30H216ZM239 29V28H238ZM247 29V28H246ZM254 29V30H253ZM5 30V29H4ZM25 30V29H24ZM28 30V29H27ZM30 30V29H29ZM45 30V29H44ZM43 31V30H42ZM61 31V30H60ZM187 31H188V29H187ZM192 31V30H191ZM198 31V30H197ZM243 31H245V30H243V29H239V31H238V34H237V36L239 37L240 36V34H241V32H243ZM23 32V31H22ZM31 32V31H30ZM57 32V31H56ZM102 32V33H101ZM195 32V31H194ZM28 33V32H27ZM26 33V34H27ZM41 33H43V32H41ZM46 33V32H45ZM54 33V32H53ZM190 33V32H189ZM244 33V32H243ZM2 34V33H1ZM47 34V33H46ZM62 34V33H61ZM62 34V35H63ZM182 34V33H181ZM197 34H198V32H197ZM258 34V33H257ZM22 35V34H21ZM42 35H45V34H42ZM55 35V34H54ZM58 35V34H57ZM235 35V34H234ZM259 35V34H258ZM3 36V35H2ZM23 36H25V35H23ZM49 36V35H48ZM47 36V37H48ZM51 36V35H50ZM67 36V35H66ZM107 36H110V39H109V37L107 38ZM191 36V35H190ZM203 36V35H202ZM225 36V35H224ZM46 37V36H45ZM57 37V36H56ZM65 37V36H64ZM103 37H105L104 35H103ZM113 37H115V36H113ZM120 37V36H119ZM214 37V38H213ZM18 38V37H17ZM23 38V37H22ZM28 38H30V37H28ZM33 38V37H32ZM94 38V37H93ZM116 38V37H115ZM195 38V37H194ZM202 38V37H201ZM231 38V37H230ZM236 38V37H235ZM239 38H241V37H239ZM261 38V37H260ZM65 39H67V38H65ZM99 38H97V40H98ZM101 39V38H100ZM103 39V38H102ZM101 39V40H102ZM192 39V38H191ZM199 39V38H198ZM18 41H19V38L17 39ZM22 41H24V39H21ZM47 40V39H46ZM50 40L51 41H53V40H56L57 41V39H55V37H54V39H51V37H50ZM101 40L99 41V42H101ZM193 40V39H192ZM192 40H190V41H186L185 40V43H184V49H187L186 50V52H184V53H191V51H192ZM248 40H250V39H248ZM263 40H264V38H263ZM17 41V42H18ZM26 41V40H25ZM50 41V43H51V45H50V48H51V46H53V44H52V42ZM63 41V42H62ZM89 41H90V43H89ZM200 41V40H199ZM251 41V40H250ZM28 42V41H27ZM26 42V43H27ZM43 42V41H42ZM124 42H127L125 39H121L120 41H117V42H115V43H117L118 45H119V48H118V50H117V52L119 53V55H120V57L124 54L123 53V48H125V47H128V46H126V45H128V44H125V46H124ZM183 42V41H182ZM19 43H20V41H19ZM23 43V42H22ZM44 43V42H43ZM96 43H98V42H96ZM199 43V42H198ZM205 43V42H204ZM215 43V44H214ZM254 43V42H253ZM45 44V43H44ZM49 44V43H48ZM56 44V43H55ZM130 44V43H129ZM183 44V43H182ZM243 44V43H242ZM264 44V43H263ZM18 45V44H17ZM21 45V44H20ZM26 45V44H25ZM29 45V44H28ZM46 45V44H45ZM115 45V44H114ZM113 45V46H114ZM195 45V44H194ZM196 45H199V44H196ZM207 45V44H206ZM12 46V45H11ZM19 46V45H18ZM42 46V45H41ZM56 46V45H55ZM60 46H62V47H60ZM132 46H130L129 47V49L132 47ZM209 46V45H208ZM229 46V45H228ZM20 47V46H19ZM21 47H22V45H21ZM20 47V48H21ZM29 47V46H28ZM72 47H69V48H72ZM117 47V46H116ZM195 47V46H194ZM203 47V46H202ZM223 47V46H222ZM239 47L241 48V51L242 52H244V53H246L247 55H253L254 56V49H252V50H249V48H247V45H245L244 44V46H242L241 44L239 45ZM253 47V46H252ZM256 47V46H255ZM23 48L24 49H26V47L25 46H23ZM44 48H45V46H44ZM44 48H42V49H44ZM53 48V47H52ZM55 48H57V47H54V49ZM58 48V49H59ZM105 48V47H104ZM108 48V47H107ZM113 48H115V47H113ZM200 48V47H199ZM238 48V47H237ZM254 48V47H253ZM23 49V50H24ZM29 49V48H28ZM31 49V48H30ZM48 48H46L45 50H47ZM108 49H110V48H108ZM116 49V48H115ZM132 49V48H131ZM183 49V50H184ZM206 49V48H205ZM205 49H201V50H199L201 53L202 52H204L205 51ZM264 49V48H263ZM44 50V51H45ZM50 50V49H49ZM69 50V49H68ZM80 50V49H79ZM110 50H112V49H110ZM109 50V51H110ZM114 50V49H113ZM137 50H136V52H137ZM139 50V51H140ZM178 50H177V52H178ZM198 50H195L196 52H199ZM218 50V49H217ZM217 50L215 49V56H216V59H218V56H217ZM25 51V50H24ZM52 51H55V50H51V52ZM67 51V49L65 50V52ZM130 51V50H129ZM134 51V50H133ZM239 51V50H238ZM259 52H260V50H258ZM16 52V51H15ZM50 52V51H49ZM48 52V50L47 51H45L43 54V56H44V58H46L45 60H46V62H45V66H46V68L45 69H47V70H45L46 72H45V81H46V84L49 86V85H55L56 83H58L57 81H59L60 82V84L61 83H63V82H65L66 81V79H60L61 78V76H56V74L54 75V74H52V78H48V76H47V73H48V70L50 69V67L51 68H53V67H55L54 65H53V67H52V65H49V63L50 62H52V60H51V57L53 56V55H51L52 53L50 52V54L48 55L47 53H49ZM131 52H132V50H131ZM263 52H264V50H263ZM53 53H55V52H53ZM115 53V52H114ZM127 53H129V52H127ZM133 53H135V52H133ZM133 53H129V54H131V58H133V56H132V54ZM138 53V52H137ZM140 53V52H139ZM173 53V52H172ZM183 53V52H182ZM257 53V52H256ZM261 53V52H260ZM48 56H47V55ZM108 54V53H107ZM106 54V55H107ZM109 54H112V53H109ZM128 54V55H129ZM149 54V53H148ZM151 54H153V49H152V52H151ZM221 54V53H220ZM231 54V53H230ZM5 55V54H4ZM61 55V54H60ZM59 55V56H60ZM105 55V56H106ZM128 55H126V56H128ZM141 55V54H140ZM188 55V54H187ZM193 55V54H192ZM199 55H201V54H199ZM233 55V54H232ZM59 56L57 57V61H58V58H59ZM100 56V55H99ZM111 56V55H110ZM116 56H118V55H116ZM116 56H115V64H118V66H119V64L122 62V60H117V58H120L119 56L116 58ZM137 56V55H136ZM148 56V55H147ZM54 57V56H53ZM52 57V58H53ZM97 57H98V55H97ZM107 57H109V56H107ZM114 57V56H113ZM123 57H125V55L123 56ZM139 57V56H138ZM200 57V56H199ZM208 57H209V55H208ZM254 57H256V56H254ZM36 58V57H35ZM127 58V57H126ZM196 58H197V55H196ZM221 58V57H220ZM246 58V57H245ZM32 59V58H31ZM108 59V58H107ZM109 59H112V58H109ZM121 59V58H120ZM194 59V58H193ZM201 59H202V56H201ZM206 59V58H205ZM210 59V58H209ZM236 59V58H235ZM260 59V58H259ZM40 60H41V57H40ZM129 60H130V58H129ZM149 60V59H148ZM226 60V59H225ZM231 60V59H230ZM114 61V60H113ZM131 61V60H130ZM138 61H139V59H138ZM144 61V60H143ZM195 61V60H194ZM197 61V60H196ZM214 61V60H213ZM218 61V60H217ZM40 62V61H39ZM109 62H111V60H109ZM136 62V61H135ZM216 62V61H215ZM254 62H255V64H252L253 66L252 67H255V66H257L256 64H258V62L259 61H257V63H256V61L254 60ZM27 63V62H26ZM125 63V65H127V66H129V63L130 62H124ZM139 63H142V64H139ZM182 63V62H181ZM209 63H211V62H209ZM239 63V62H238ZM242 63V62H241ZM31 64V63H30ZM52 64V63H51ZM138 64L141 66H139V67H137V69L139 70V71H137L136 70V72H139V73H142V72H144V76L149 72V73H152L153 71H158V67L157 66H155V67H153V65H151V66H149V65H147V64H144L143 62H138ZM157 64V65H158ZM204 64V63H203ZM208 64V63H207ZM243 64H245V63H243ZM27 65V64H26ZM121 65V64H120ZM124 65V64H123ZM125 65H124V67H125ZM132 65V64H131ZM135 65V64H134ZM197 65V64H196ZM212 65H213V63H212ZM217 65H219V67H218V69H219V71H218V76L216 77L215 75V77L216 78H218L219 80H220V78L222 79V75H223V71H224V68L223 67H221V65H220V63L218 64L217 63ZM222 65H224V64H222ZM31 67L29 68V69H31V71L29 72V74L31 75V77H35V76H33V74H36V73H33L35 70H36V68L35 69H33L32 67H35L36 66V64H31L30 65ZM112 66V65H111ZM122 66V65H121ZM179 66V67H178ZM191 66V65H190ZM208 66H209V64H208ZM224 66H226V65H224ZM235 67H236V65H234ZM237 66L239 67L240 65L239 64H237ZM244 66H247V64L246 65H243V68H245ZM28 67V66H27ZM56 67H57V65H56ZM55 67V68H56ZM123 67V66H122ZM214 67H216V66H214ZM196 67H194V69H195ZM200 68H201V66H200ZM208 68H210V67H208ZM207 68V69H208ZM212 68V67H211ZM260 68V69H259ZM259 70L260 71H258V72H255V74H258L259 73V76L260 75H262V77H263V73H264V57H262V60H261V64H259ZM62 69V68H61ZM116 69H119V68H116ZM183 69V68H182ZM199 69V68H198ZM205 69V67L203 68V71H206V70H204ZM237 69V68H236ZM23 70V69H22ZM54 70V69H53ZM56 70V69H55ZM122 70V69H121ZM120 70V71H121ZM188 70V69H187ZM197 69H195V71H194V74L195 75H197L198 77L200 76V73H198L197 74V71H196ZM210 69H208V71H209ZM20 71V70H19ZM43 71H44V69H43ZM42 71V72H43ZM63 71H64V69H63ZM107 71H108V69H107ZM115 71V70H114ZM116 71H119V70H116ZM183 71V70H182ZM207 71V72H208ZM212 71H213V69H212ZM211 71V72H212ZM234 71H235V69H234ZM57 72H58V69H57ZM210 72V71H209ZM60 73H62V72H60ZM180 73V72H179ZM214 73H215V71H214ZM63 74V73H62ZM92 74V73H91ZM105 74H109L110 75V77H107V76H103V75H105ZM204 74V73H203ZM230 74V73H229ZM253 74V73H252ZM178 77H177V76ZM234 75V74H233ZM139 76H141V75H139ZM204 76V75H203ZM232 76V75H231ZM235 76V75H234ZM258 76V75H257ZM259 76H258V78H256L255 77V75L253 74V76H252V78L253 79H260L259 78ZM64 77V76H63ZM197 77V78H198ZM214 77V78H215ZM225 77V76H224ZM247 77H248V75H247ZM196 78V79H197ZM200 78H202V75L198 78L199 80H200ZM209 78V77H208ZM231 78V77H230ZM235 78H236V76H235ZM234 78V79H235ZM239 78V77H238ZM264 78V77H263ZM35 78H33V80H34ZM183 79H180V80H183ZM187 79V78H186ZM194 79H195V76H194ZM198 79H197V81H198ZM227 79V78H226ZM234 79H230L229 80V82H230V84H233L234 85V88L232 89L233 91L232 92H230V94H229V99L228 100H226L225 99V97H226V95H227V93H226V95H225V97H224V99H223V101H222V103H223V106H224V104H225V107H222V109H220L221 110V112H222V115L221 116H219V114L216 116V119L214 120L215 121V123L217 124L216 126L214 125V127L216 128V130L210 135V136H213V135H217V137H218V139H219V141H221L222 143H225V141L227 140L228 142H231V141H233V139H232V135H231V133H232V131L234 130V128H236V126H237V124H238V119H239V116H240V114H241V112H242V109L246 106V105H242V107H241V109H240V111L238 112V114L239 115H237V118H236V123L234 124V125H231L232 123H233V121H231V116H235V111H234V113H232L233 112V110H234V106L237 104V103H239V101L242 99V96L244 95V94H246V93H248V91H249V89H251V94H250V96H252V98H251V101H250V103H253L256 107H257V110L255 111V113L253 114V116H252V118H251V121L245 126V127H243V126H241V128H244V129H251L252 127H257V125H259V124H262V125H264V111H262V109L264 110V107H262V105H264L263 104V102H264V100H263V98H264V85H261L260 87L259 86H255V87H253V88H249V87H247V85H248V82H245V83H241L239 80H234ZM85 80V81H86ZM146 80V79H145ZM175 80L176 81H178V83H176V84H174L173 82H175ZM215 80V79H214ZM72 81V80H71ZM77 81H79V80H77ZM171 81H173V82H171ZM184 81V80H183ZM263 81H264V79H263ZM81 82V81H80ZM80 82H76V80H75V84H74V86H76V84L78 85L77 86V89L79 88V86L81 87V85H80ZM140 77L138 78V80L137 79H133V80H129V81H127L126 83H128L129 85H137V84H140ZM184 82H186V81H184ZM34 83H36V82H34ZM82 83H84V82H82ZM88 83H86V84H88ZM182 83V82H181ZM222 83V82H221ZM260 83V82H259ZM2 84V83H1ZM59 84V85H60ZM170 84L171 85H173V86H175L176 88H174V90L173 91H171V90H169V87H170ZM180 84V83H179ZM191 84H193V83H191ZM197 84V83H196ZM57 86H58V84H56ZM67 85V84H66ZM85 85V84H84ZM232 85V86H233ZM61 86V85H60ZM91 86V87H92ZM183 86L185 87V88H183ZM203 86H205V85H203ZM225 86V85H224ZM228 86V85H227ZM5 87H6V85H5ZM47 87V86H46ZM67 87V86H66ZM86 87V86H85ZM88 87H86V88H88ZM206 87V86H205ZM31 88H33V90H34V93L36 94L37 92H35L36 90L35 89H37V88H34V87H31ZM52 88V87H51ZM63 88H65V87H62L60 90H59V92L56 94V93H54V95H58L59 94V97H60V92H61V90L63 89ZM70 89H71V95L69 96L70 98H72L75 94V88L73 89L72 88V86H70L69 87ZM160 88H161V90H163V91H166V92H170L171 93V96L169 97V98H171L172 99V101L173 102H170V100L169 101H167V99H165V96H164V98H162V96L160 95ZM193 88V87H192ZM24 89V88H23ZM49 90H50V86H49V88H48ZM54 89V88H53ZM206 89V88H205ZM52 90V89H51ZM50 90V91H51ZM79 90V89H78ZM94 90V89H93ZM188 90V89H187ZM203 90V89H202ZM207 90V89H206ZM52 91H54V92H56L55 90H52ZM197 91V90H196ZM195 91V92H196ZM80 92V91H79ZM105 92V91H104ZM33 93V94H34ZM77 93V92H76ZM224 93V92H223ZM26 94V93H25ZM35 94H34V96H35ZM142 94V93H141ZM38 95V94H37ZM85 95H87V94H85ZM138 95H140V93H138ZM196 95V94H195ZM218 95H219V93H218ZM223 95V94H222ZM222 95H220V98H222ZM249 95V94H248ZM33 96V95H32ZM82 96H84V94H82ZM89 96H90V94H89ZM135 96H136V94H135ZM214 96V95H213ZM36 97V96H35ZM40 97V96H39ZM42 97V96H41ZM55 97V96H54ZM53 97V98H54ZM57 97V96H56ZM55 97V98H56ZM129 97V96H128ZM219 97V96H218ZM245 97V96H244ZM243 97V98H244ZM53 98H50V94H48L47 93V103H48V105H49V107H50V110H51V113L52 114H50V115H52V116H50L51 118L52 117H54V119H55V113H53V112H55V110H58L59 108H57L58 107V105L59 104H55V103H57V101H53L54 99ZM69 98V99H70ZM84 98H86V97H84ZM87 98H88V95H87ZM194 98H195V96H194ZM197 98V97H196ZM40 99V98H39ZM51 99H53V100H51ZM57 99V98H56ZM55 99V100H56ZM68 98L66 99V100H69ZM79 99V98H78ZM83 99V98H82ZM8 100V99H7ZM36 100H38V97H37V99ZM61 100H63V102L65 101V99H62L61 98ZM94 100V99H93ZM129 100V99H128ZM134 100L135 101H137V98H134ZM188 100V99H187ZM34 101V100H33ZM33 101L31 102V103H33ZM77 101V100H76ZM83 101H85V100H83ZM87 102H89L88 100H86ZM106 101V102H105ZM80 102V101H79ZM194 102V101H193ZM192 102V103H193ZM25 103V102H24ZM35 104V103H34ZM41 104V103H40ZM75 104V103H74ZM82 104V102L80 103V105ZM195 104V103H194ZM245 104H249V103H245ZM30 105V104H29ZM78 106H80L79 104H77ZM83 105H85V104H83ZM82 105V106H83ZM87 105V104H86ZM93 105V104H92ZM91 105V106H92ZM17 106V105H16ZM31 106H35V105H31ZM36 106H37V104H36ZM125 106H126V104H125ZM195 106V105H194ZM192 107V111H193V109H195V107ZM221 106V105H220ZM12 109H9V110H11L13 113H15V111H17L16 109H15V106H10ZM21 107V106H20ZM67 107V106H66ZM81 107V106H80ZM111 107H110V110H111ZM115 108V110H114V108ZM164 107H167V109H165ZM197 107V106H196ZM262 107V108H261ZM1 105H0V110H1ZM23 108V107H22ZM39 108H40V106H39ZM38 108V109H39ZM68 109H70L69 107H67ZM83 108V107H82ZM150 108H154V109H156V110H158V112H161V114H159L158 116H157V118H155L156 116V111H150L149 109ZM180 108V109H179ZM185 108V107H184ZM183 108V109H184ZM187 108V107H186ZM185 108V109H186ZM189 108V107H188ZM14 109V110H13ZM33 109H35V107L33 108ZM85 109H87L86 107H85ZM90 109V108H89ZM190 109V108H189ZM35 110H37V107H36V109ZM75 110H78L77 108L75 109ZM92 110V108L90 109V111ZM196 110H197V108H196ZM24 111V110H23ZM38 111V110H37ZM59 111H61V110H58V113H59ZM68 111V110H67ZM83 111H84V109H83ZM125 111V112H124ZM186 111H188V110H185L184 112H186ZM36 112V111H35ZM57 112V111H56ZM61 112H63V111H61ZM80 112V111H79ZM128 112V111H127ZM57 113V114H58ZM81 113H83V112H81ZM89 113V112H88ZM92 113V112H91ZM90 113V114H91ZM183 113V112H182ZM182 113H181V115H182ZM10 114V113H9ZM64 114V113H63ZM71 114H73V113H71ZM94 114L93 115H91V116H94ZM193 114H194V111H193ZM59 115V114H58ZM180 115V116H181ZM185 115H187V114H184L183 115V118H184V116ZM64 116V115H63ZM73 116V115H72ZM2 117V118H1ZM186 117V116H185ZM189 116L187 115V118H188ZM202 117V116H201ZM69 118H70V116H69ZM79 118V117H78ZM160 118V119H159ZM14 119V117H12L11 116V114H10V117H9V124H11V120H13ZM62 119H63V117H62ZM61 119V120H62ZM66 119V118H65ZM72 119V118H71ZM93 119V118H92ZM159 119V120H158ZM182 119V118H181ZM186 119V118H185ZM184 119V121H186V120H188V119H186L185 120ZM218 119V120H217ZM51 120V119H50ZM60 120V121H61ZM67 120V119H66ZM157 120V121H156ZM60 121H59V123H60ZM153 121H156V122H162L163 124L161 125L160 123V126H158V125H156L155 123H154V127L156 128V130H157V135H150V133H151V128H152V126H153ZM191 120L189 119V123H192V122H190ZM53 122V121H52ZM69 122H71L70 120H69ZM12 123H13V121H12ZM55 123V122H54ZM57 123H58V119H57ZM95 123V122H94ZM8 124V125H9ZM186 124V123H185ZM208 124H212V123H210V122H208L207 121V123H205V125H207L208 126ZM13 125H14V127H15V123H13ZM57 125H59V124H57ZM182 125V124H181ZM192 125V124H191ZM213 125V124H212ZM236 125V126H235ZM239 125V124H238ZM42 126L43 125H41L40 127L42 128ZM53 126V125H52ZM128 126H130L131 128H130V130L131 131H128L127 133H126V129L125 128H123V127H128ZM137 126H139L140 128L137 130H135V128L137 127ZM186 126V125H185ZM189 126V125H188ZM187 126V127H188ZM233 126V127H232ZM240 126V125H239ZM3 127V115L1 114L0 115V129ZM103 127V128H102ZM192 127V126H191ZM205 127V126H204ZM8 128H9V126H8ZM65 128H67V127H65ZM71 128V127H70ZM180 128V127H179ZM184 128V127H183ZM189 128V127H188ZM195 129H196V135H199L200 133H198V131H197V127H194ZM199 128V127H198ZM260 128V127H259ZM10 129V128H9ZM56 129V127L54 128V130ZM176 129V130H175ZM192 129V128H191ZM194 129V130H195ZM206 129V128H205ZM204 129V137L206 136V137H208L209 138V134L211 133H207V131ZM208 129V128H207ZM57 130V129H56ZM63 131H65L64 129H62ZM116 130V131H115ZM180 130V129H179ZM183 130H185V129H183ZM182 130V131H183ZM193 130V129H192ZM71 131V130H70ZM118 131V132H117ZM182 131L181 132H179V131H176L175 133H177V132H179V134L181 133L182 134ZM210 131V130H209ZM24 132V131H23ZM58 132V131H57ZM166 132H168V133H166ZM189 132V131H188ZM13 133V132H12ZM20 133V132H19ZM73 133V132H72ZM17 134V136H18V132L16 133ZM194 134V133H193ZM12 135V134H11ZM13 135H14V133H13ZM81 135H83V134H81ZM164 135H166V136H164ZM178 135V134H177ZM186 135V134H185ZM192 135V134H191ZM190 135V136H191ZM20 137H21V135H19ZM47 136H49V135H47ZM113 136H119L120 137V145L118 146V147H114L113 145H112V143H111V139L113 138ZM182 136V135H181ZM264 136V135H263ZM0 137H1V134H0ZM19 137V138H20ZM179 138V137H178ZM186 138V137H185ZM184 138V139H185ZM14 139H15V137H14ZM17 139V138H16ZM23 138H21L20 140H22ZM33 139V138H32ZM263 139V138H262ZM25 140V139H24ZM34 140V139H33ZM180 140V139H179ZM23 141V140H22ZM28 141V140H27ZM67 141V140H66ZM186 141H187V139H186ZM204 141V140H203ZM206 141H208L207 139H206ZM241 141V140H240ZM257 141V140H256ZM13 142V137L11 136L10 138H9V141H8V144H7V141L6 142H4L1 138H0V185H4L5 186V188H10V187H12V185L11 184H9L4 178H7L6 177V173L8 172V170L10 169V172L11 173H13V171H19V169H20V171L21 172H23V171H28V170H25L24 168H18L17 169V167H18V165L16 166V164H11V165H8V164H10V163H16L14 160H15V153H9L8 154V156L7 157H3V151L6 149V148H8V147H10L9 146V143H10V145L11 144H13L12 143ZM34 142V141H33ZM54 142H56V141H54ZM43 143H45V142H43ZM57 143V142H56ZM247 143H248V141H247ZM257 143H258V141H257ZM239 144V143H238ZM245 144H246V142H245ZM250 144V143H249ZM14 145V144H13ZM16 145V144H15ZM128 145V144H127ZM126 145V146H127ZM210 145L212 146L213 145V143H210ZM240 145H241V143H240ZM81 146V145H80ZM107 146H109L110 148L108 149L107 148ZM163 146L164 147H168L166 150H168V151H166V150H164L163 151V154H162V160L160 161V159L159 158H157L158 157V155H159V150L160 149H162L163 148ZM186 146V145H185ZM214 146V145H213ZM238 147H240L239 145H237ZM242 146H244V143L241 145V147ZM23 147H24V145H23ZM77 147H79V145L78 146H76V147H74L73 148V154H74V156H76L75 155V149L77 148ZM130 147V146H129ZM162 147V148H161ZM193 147V146H192ZM191 147V148H192ZM240 147V148H241ZM12 149H13V146L11 147ZM68 148V147H67ZM155 148V149H154ZM186 148H188V147H186ZM247 148V147H246ZM252 148V147H251ZM152 149H153V151H152ZM211 149V148H210ZM242 149V148H241ZM244 149H245V146H244ZM9 150V149H8ZM26 150V149H25ZM39 150V149H38ZM112 152H111V151ZM191 150V149H190ZM234 150V149H233ZM232 150V151H233ZM259 150V149H258ZM6 151V150H5ZM10 151V150H9ZM243 151V150H242ZM241 151V154L243 153ZM10 152H12V151H10ZM47 152V153H48ZM189 152V151H188ZM193 152V151H192ZM237 152V151H236ZM245 152H246V149H245ZM38 154H37V156H36V161H35V163H36V169H32V170H30L31 171V174L35 177L34 179H35V183H39V185H44V187L47 189V192H48V185L51 183V180H52V183L54 184L55 182H53V179L54 180H56L55 178H59L60 176L59 175H57L54 171L55 170H57V168H55V167H59V165L58 166H53L52 167V165L51 164H48L43 158H42V156H41V154L39 153V152H37ZM149 153H151L152 155H154V156H156V158H154V156L152 157V155L150 154L149 155ZM34 154V153H33ZM129 154V153H128ZM9 155H11V156H13V157H11V156H9ZM183 155V154H182ZM191 155V154H190ZM130 156V155H129ZM181 156V155H180ZM193 156V155H192ZM214 156V155H213ZM235 156H236V154H235ZM264 156V155H263ZM190 157V156H189ZM194 157H196V156H194ZM193 157V158H194ZM14 158V159H13ZM132 158V157H131ZM134 158V159H135ZM140 158V159H139ZM178 159V160H176V159ZM222 158V157H221ZM13 159V160H12ZM114 159H115V157H114ZM120 159H121V161H120ZM187 159V158H186ZM195 159V158H194ZM193 159V160H194ZM56 159H54V161H55ZM182 160V159H181ZM180 160V161H181ZM250 160V159H249ZM22 160H20V162H21ZM58 161V160H57ZM185 161H187V160H185ZM19 162V163H20ZM194 162V161H193ZM23 163V162H22ZM21 163V164H22ZM56 163V162H55ZM133 163V162H132ZM135 163V162H134ZM133 163V164H134ZM196 163V162H195ZM41 164L43 165V166H41ZM57 164V163H56ZM59 164V163H58ZM240 164V163H239ZM238 164V165H239ZM125 166V165H124ZM135 166L136 165H134V168H135ZM143 166H142V168H143ZM227 166V165H226ZM62 167V166H61ZM198 167V166H197ZM211 167V166H210ZM210 167H209V169H210ZM224 167V166H223ZM223 167H222V165H219L218 167H217V170L216 171H214V172H216L215 173V175H213V177H211V182H213V184H215V185H217L218 187H221L222 188V190H223V194H224V196L225 197H229L232 201L235 199L234 197V195H235V190H233V188H231L230 186L228 187L227 186V184H225L224 182L225 181H227L224 177L225 176H222V173H223ZM116 168V167H115ZM133 168V167H132ZM137 168V167H136ZM141 168V167H140ZM226 168V167H225ZM4 170V172H3V170ZM61 169V168H60ZM174 171H173V170ZM183 169V170H182ZM193 170H196L194 167L192 168ZM216 169V168H215ZM228 169H230V167L228 166ZM6 170H7V172H6ZM54 170V171H53ZM140 170H142V169H140ZM143 170H144V168H143ZM147 170V171H148ZM16 171V172H17ZM99 171L100 170H97V172H98V174H99ZM102 171V170H101ZM199 171V170H198ZM210 171H211V169H210ZM32 172H36V173H32ZM139 172V171H138ZM176 172V171H175ZM226 172H227V170H226ZM236 172V171H235ZM240 172V171H239ZM26 173V172H25ZM27 173H29V172H27ZM101 173H104L105 174V178L102 180V181H105L109 176H110V174H109V172L106 170V169H104ZM123 173V172H122ZM134 173V172H133ZM136 173V172H135ZM144 173V172H143ZM159 175H158V174ZM200 173V172H199ZM227 173H229V175L230 174H232L230 171H228ZM20 174V172L18 173V175ZM140 174V173H139ZM138 174V175H139ZM171 174H169V175H171ZM176 174V173H175ZM23 175L24 174H20L19 175V180L23 177ZM50 177H49V176ZM202 175V174H201ZM232 175H234L235 176V174H232ZM16 176V175H15ZM28 176V175H27ZM52 176L53 177H55V178H53V179H51L52 178ZM140 176V175H139ZM177 176H179V175H177L176 174V176L175 177H177ZM231 176V175H230ZM243 176V175H242ZM253 176V175H252ZM4 177V178H3ZM62 177V176H61ZM60 177V178H61ZM173 177V176H172ZM237 177H239V176H237ZM14 178V180H13V182H15L16 180H18V179H16V177H13ZM31 178H32V176H31ZM64 178V177H63ZM171 178V177H170ZM226 178H228L227 176H226ZM232 178V177H231ZM241 178V177H240ZM26 179V178H25ZM65 179V178H64ZM63 179V182H61V183H64L65 182V180ZM101 179V178H100ZM224 179H225V181H224ZM172 180V179H171ZM232 180V179H231ZM67 181V180H66ZM87 181L89 182V183H87ZM173 181V180H172ZM224 181V182H223ZM99 182H101V181H99ZM186 182V181H185ZM205 182L206 183H208V181H206L205 180ZM250 182V181H249ZM57 184H59V182H58V179H57ZM67 184H69V183H67ZM195 184V183H194ZM97 185H99V184H97ZM168 185H169V183H168ZM189 185V184H188ZM208 185V184H207ZM212 185V184H211ZM260 185V184H259ZM55 186H56V184H55ZM69 186H71V185H69ZM105 186V185H104ZM63 187V186H62ZM100 187V186H99ZM201 187H203V186H201ZM4 188V187H3ZM58 188V187H57ZM154 188H155V186H154ZM154 188H152V189H154ZM168 188V187H167ZM210 188V187H209ZM32 189V188H31ZM31 189H29V192L27 193V194H21L20 195V199L22 200L21 202L19 201V202H17V203H15V205H12V207L9 205L8 207L9 208H13V207H19L21 210H22V212L26 215H24V217H23V219H24V222L23 223H25V224H23V223H20L18 220H17V217H16V223H15V225H13L12 223V227H13V229L11 230V231H9L10 232V234H7V236L9 237V239H11L12 237V239L10 240L11 242H13V240H14V235H18V237H20V236H23V234L25 233L26 234V236H28L29 238H34V237H39L42 241L40 242V243H42V242H45V241H47V236H48V231H50L51 232V227L54 225V224H56V223H60L59 221H58V219L56 218V216H52V217H50L51 219L47 222V224L48 225H46L45 223L46 222H43V221H46V220H41V219H39L37 216H39L38 214H37V216L35 215V213H36V211H33L32 210V208L33 209H35L34 208V206H35V204L33 203V199H34V193H35V191H33V190H31ZM39 189H41V187L39 188ZM59 189V188H58ZM113 189V188H112ZM162 189V188H161ZM164 189H165V187H164ZM172 189H173V187H172ZM194 189V188H193ZM193 189H191V188H189V190H193ZM43 190H45V189H41V190H38V192L39 193H42V191ZM54 190L56 191L57 189L56 188H54ZM71 190L74 192V191H78V190H76V188H74V187H71ZM119 190V189H118ZM118 190H116V191H118ZM166 190V189H165ZM207 190V189H206ZM211 190V189H210ZM247 190V189H246ZM113 191V190H112ZM152 191V190H151ZM156 191V190H155ZM167 191V190H166ZM169 191V190H168ZM173 191H174V189H173ZM177 191V190H176ZM185 191V190H184ZM198 191V190H197ZM219 191V190H218ZM238 191V190H237ZM236 191V194L238 193ZM259 191V190H258ZM6 192V191H5ZM4 192V193H5ZM8 193H9V191H7ZM65 192V191H64ZM69 192V191H68ZM81 192V191H80ZM90 192V191H89ZM102 192V191H101ZM149 192V191H148ZM153 192V191H152ZM187 192V191H186ZM200 192V191H199ZM11 193L12 194H14L15 193V191L14 190H12L11 191ZM56 193V192H55ZM76 193V192H75ZM82 193V192H81ZM156 192H154V195H153V197L155 196V195H161V192L160 191H158L157 192V194H155ZM171 193V192H170ZM205 193V192H204ZM7 194V193H6ZM91 194V193H90ZM178 194V193H177ZM176 194V195H177ZM33 195V196H32ZM55 195V194H54ZM63 196H65V195H68L67 194V192H65L64 194H62ZM72 195L73 194H71V195H68L69 197H72ZM75 195V194H74ZM166 195V194H165ZM188 195V194H187ZM186 195V196H187ZM207 195H210V197H209V200H210V198H212V200L213 201H211L212 203L213 202H217V203H219L220 202V204H219V206H221V208L223 207L221 204L223 203L222 201H223V199L221 198L222 197V195H221V193H218L217 191H215V189L213 190H211V191H209V193L207 194ZM238 195V194H237ZM41 196V195H40ZM82 196V195H81ZM113 196H115V195H113ZM119 196V195H118ZM142 196V195H141ZM157 196H155V197H157ZM193 196V195H192ZM197 196V195H196ZM36 197H39V195L37 194L36 195ZM83 197V200L81 201V204L83 203V201H85L86 203H88V205H80V207L81 208H83V207H85V209H80L81 210V212L82 213H80L79 214V216L80 217H83V220H82V225H79V224H76L77 226H76V228H77V231H78V234L79 235H77L75 232H73L75 235H76V237H77V241H79L78 243H79V245L81 246V249L83 250L82 252L81 251H78L77 250V248H74L75 246H69V243H66L65 242V245L64 244H62L65 248L64 249H66V251L64 250L63 252H64V255L63 256H60V258L62 257H64L65 256V258H68V259H66V260H69V258H72V259H74L75 257H79L81 260H82V263H80V264H84V262H87V261H89L90 263H92L91 262V258H93V257H96L97 259H98V257L96 256L97 254H99V252H100V250H99V252L96 254L95 253V248H94V245L95 246H98L99 245V243L101 242V239L103 240V237H105V239H107L106 238V236L108 235V240L110 241L111 239H110V237H109V233L111 232V230H113V229H115V230H117V232L119 233V237L121 236V237H123V238H126L127 239V241L126 242H130L131 241V239H132V237H131V235L126 231V230H124V228L125 227H127L128 229H130L131 231H132V233H133V229H134V226L131 224V222H130V218H131V216H130V213H129V211L128 210H125V213L124 212H121V210H119V212L117 213L118 215H116L115 213H113V214H110L109 215V210L110 209H106V208H101V207H99V205L97 204L98 202L92 197V196H88V195H84V196H82ZM104 197V196H103ZM117 197V196H116ZM160 197V196H159ZM188 197H190V196H188ZM203 197H205V195H203ZM207 197V198H208ZM57 198L58 199H63V197H61L60 195L59 196H57ZM99 198V197H98ZM221 198V199H220ZM238 198V197H237ZM14 199H16V201H17V196L14 198ZM36 199V198H35ZM39 199V198H38ZM65 199V202L66 203H68L69 202V200L67 199V198H64ZM106 199V198H105ZM43 200V199H42ZM42 200H38V201H42ZM131 200V201H130ZM129 201H128V203H132L133 202V204H134V200H135V197L134 198H132V199H130ZM239 200V199H238ZM5 201H6V199H5ZM57 201V200H56ZM60 201V200H59ZM138 201H139V203L138 204H141V199L139 198L138 199ZM225 201V200H224ZM245 201V200H244ZM44 202V204H45V202H47V201H43ZM54 202V201H53ZM62 202V201H61ZM79 202V201H78ZM113 202V201H112ZM116 202V201H115ZM127 202V201H126ZM143 202V201H142ZM238 202V201H237ZM236 202V199L234 200V203H237ZM30 203H32V204H30ZM128 203H126V204H128ZM1 204V203H0ZM111 204V203H110ZM125 204V205H126ZM137 204V205H138ZM162 204H164V201L162 202ZM161 204V205H162ZM1 205H3V204H1ZM7 205V204H6ZM16 205H18V206H16ZM54 205V204H53ZM118 205V204H117ZM129 205V204H128ZM135 205V204H134ZM245 205V204H244ZM39 206V205H38ZM75 206V205H74ZM212 206V205H211ZM132 207V206H131ZM190 207V206H189ZM37 208V207H36ZM39 208H40V206H39ZM44 208V207H43ZM58 208V207H57ZM89 208V209H88ZM90 208H91V210H93L94 209V212H91V210H90ZM161 208V207H160ZM212 208H214V207H212ZM42 209V208H41ZM41 209H39L40 211H41ZM45 209V208H44ZM99 209H103V210H99ZM120 209V208H119ZM139 209V208H138ZM176 209V208H175ZM48 210V209H47ZM112 210V209H111ZM204 210V209H203ZM256 210V209H255ZM38 211V210H37ZM50 211V210H49ZM122 211H124V210H122ZM139 211V210H138ZM205 211V210H204ZM134 212V211H133ZM168 212V211H167ZM179 212V211H178ZM203 212V211H202ZM46 213V212H45ZM60 213H62V214H65L63 211H62V209L60 210ZM68 214H67V216L69 217L70 215L71 216H74V217H76L77 219H78V217L76 216V212L74 211H69V212H67ZM112 213V212H111ZM31 214H33L34 215V218L32 217V215ZM91 214H95L97 217L94 219V221L93 222H90L88 219H87V217H89ZM115 214V215H114ZM134 214V213H133ZM162 214V213H161ZM188 214V213H187ZM214 214V213H213ZM48 215V214H47ZM50 215H51V213H50ZM57 215V214H56ZM173 215V214H172ZM202 215V214H201ZM18 216V215H17ZM35 216L37 217V219H35ZM58 216V215H57ZM61 217H64L63 215H60ZM120 216H121V218H120ZM135 217V220H136V222H137V218H139L138 216H137V218H136V214H134V215H132V217ZM176 216V215H175ZM188 216V215H187ZM8 216L6 215V213L5 212H3L2 213V218H1V222L3 223V227H2V230L4 231V232H7V230L5 231V227H9V226H11L9 223H7L6 222V218H7ZM20 217V216H19ZM19 217H18V219H19ZM125 217V218H124ZM49 218V217H48ZM122 218H124V219H122ZM141 218V217H140ZM188 218V217H187ZM12 219V218H11ZM10 219V220H11ZM147 219V218H146ZM8 220V219H7ZM14 220V219H13ZM67 221H68V219H67ZM134 221V220H133ZM140 221H141V219H140ZM175 220H174V218L172 217V216H170L169 215V217H168V215H165V218H163L162 217V220H160L159 221V223H157L158 224V226L160 225V227H159V229L161 230L158 234H162L165 230H164V226H166V223L168 224L167 226H166V228H170V225H171V227H172V224H174L173 222H174ZM9 222V221H8ZM13 222V221H12ZM117 222H118V224H117ZM120 222V223H119ZM193 222V221H192ZM78 223H79V221H78ZM142 223V222H141ZM23 224V225H22ZM124 224H125V226H124ZM193 224V223H192ZM174 226V225H173ZM54 227H56V226H54ZM62 227V229L65 227V225H62L61 226ZM74 227V226H73ZM140 227V226H139ZM75 228V229H76ZM8 229V228H7ZM140 229V228H139ZM152 229V228H151ZM158 229V230H159ZM72 230H73V228H72ZM153 230V229H152ZM156 230V229H155ZM168 230V229H167ZM76 231V230H75ZM130 231V232H131ZM136 231V230H135ZM154 231V230H153ZM72 232V231H71ZM168 232V231H167ZM46 233V234H45ZM117 233V234H118ZM151 233V232H150ZM44 234H45V237H44ZM50 234V236H52L53 234H51V233H49ZM84 234V235H83ZM86 234V235H85ZM164 234V233H163ZM188 233H186L185 234V238H186V235H187ZM228 234H230V232L228 231ZM111 235L113 236V235H116V233H111ZM142 235V234H141ZM167 235V234H166ZM4 236V235H3ZM49 236V237H50ZM63 236V235H62ZM85 237V238H83V237ZM129 236V237H128ZM133 236V235H132ZM157 236V235H156ZM131 237V238H130ZM139 237H141L140 235H139ZM160 237V236H159ZM162 237V236H161ZM218 237V236H217ZM51 238V237H50ZM101 238V239H100ZM123 238H121V239H123ZM137 238V237H136ZM55 240V245H58L57 243H61L60 241H58L57 240V237H55L54 238ZM156 239V238H155ZM172 239V238H171ZM187 239V238H186ZM64 240V239H63ZM107 240V241H108ZM188 240V239H187ZM203 240V239H202ZM108 241V242H109ZM159 241H161V240H159ZM204 241V240H203ZM48 242V241H47ZM51 242V241H50ZM163 242V241H162ZM174 242V241H173ZM189 242H191V241H189ZM63 243H64V241H63ZM73 243H74V241H73ZM72 243V244H73ZM78 243H76V244H78ZM131 243V242H130ZM142 243H143V241H142ZM145 243V242H144ZM164 243V242H163ZM162 243V244H163ZM172 243V242H171ZM49 244V243H48ZM51 244H53V243H51ZM94 244V245H93ZM105 244V243H104ZM141 244V243H140ZM109 245V244H108ZM170 245H172V244H170ZM7 246H9V245H7ZM41 246H43V245H41ZM49 246H50V244H49ZM54 246V245H53ZM79 246V247H80ZM104 246V245H103ZM111 246V245H110ZM130 246V245H129ZM128 246V247H129ZM236 246V245H235ZM139 247H140V245H139ZM145 247H147V246H145ZM237 247V246H236ZM10 248H11V251L13 250V247H12V244H10ZM89 249L88 251L90 252H88V251H86V249ZM123 248V251H125L124 250V246L122 247ZM132 248V247H131ZM130 248V249H131ZM148 248V247H147ZM146 248V249H147ZM238 248V247H237ZM62 249V248H61ZM72 249L74 250V251H72ZM119 249V248H118ZM121 249V248H120ZM145 249V250H146ZM176 249V248H175ZM51 250V249H50ZM54 251L52 252V254H53V256H50V257H53L54 259H52L51 260V262L49 263V264H69V262L68 261H65V258H64V261L62 260V259H60V258H57L58 257V255H56V254H58L59 252H61V250H59L57 247L55 248L54 247V249H53ZM71 250V251H70ZM153 251V250H152ZM179 251H181L180 249H179ZM124 253V252H123ZM122 253V254H123ZM145 253H147L146 251H145ZM182 253H184V252H181V254ZM105 254V253H104ZM126 254V253H125ZM138 256H139V260H141L142 258H144V257H141V256H143V253H142V245H141V250L140 251H138ZM19 255V254H18ZM18 255L16 256V255H14V258H16V259H18L19 260V258H21L20 256H19V258H17L18 257ZM106 255L108 256V254L106 253ZM147 255V254H146ZM153 255V254H152ZM183 255V254H182ZM101 256V255H100ZM110 256V255H109ZM138 256H136V257H138ZM159 256V255H158ZM166 256V255H165ZM124 257V256H123ZM28 257H26V256H24L23 258H22V262H23V259L25 260L23 263L25 264V262H30V264H32V261H29V259H27ZM161 258V257H160ZM168 258V257H167ZM181 258H183V257H181ZM95 259V258H94ZM123 259V258H122ZM187 259V258H186ZM124 261V260H123ZM131 261V260H130ZM125 263L127 262V260L126 261H124ZM141 262V261H140ZM144 262H146V261H144ZM163 262H165V261H162V262H160V263H163ZM41 263V262H40ZM97 263V261H96V259H95V261H94V263H92V264H96ZM109 263H113V262H111V260L109 261ZM116 263V262H115ZM122 263V262H121ZM142 263V262H141ZM147 263H149V262H147ZM185 263H187V262H185ZM184 263V264H185ZM34 264H36V262L34 263ZM41 264H45V263H41ZM48 264V263H47ZM71 264H73V262H71ZM132 264H134V263H132ZM158 264V263H157ZM166 264V263H165ZM226 264V263H225ZM227 264H229V263H227Z\"/></svg>", "mask_w": 264, "mask_h": 264}, {"label": "water", "instance_id": "obj_3", "mask_svg": "<svg viewBox=\"0 0 264 264\" xmlns=\"http://www.w3.org/2000/svg\"><path fill=\"white\" fill-rule=\"evenodd\" d=\"M116 10L115 4L112 3L109 0H99L94 2L89 11L91 14L105 18L109 15H111ZM137 10L135 8H132L130 13L134 14ZM172 15L171 7L168 5L160 6L154 14V18L159 23H168ZM58 63L60 67L64 70L68 71H81L84 67L88 65V60L86 57L79 52L78 50H69L64 53H62L58 58ZM71 95V89L69 87H65L60 92V98L67 99ZM257 110V107L253 103L247 104L243 109L238 119V124L240 126L245 127L250 121ZM136 113H132V116L134 117ZM98 122L105 127L108 130H112L114 126V117L111 114L108 113H98L97 115ZM208 129L212 131L214 129V125L209 124ZM111 143L114 147H118L120 145V137L119 136H113L111 139ZM75 155L78 159H81L85 162L92 163L95 159L94 153L92 150L85 146H79L75 149ZM101 177L104 176V173L100 175ZM5 203L7 205H14L17 203L16 199L14 198H7ZM139 201L137 199L134 200V204L137 205ZM23 217H19V222H23ZM255 230H252V233H254ZM36 264H41L40 262H37ZM173 264H180L178 259H174Z\"/></svg>", "mask_w": 264, "mask_h": 264}, {"label": "crops", "instance_id": "obj_4", "mask_svg": "<svg viewBox=\"0 0 264 264\" xmlns=\"http://www.w3.org/2000/svg\"><path fill=\"white\" fill-rule=\"evenodd\" d=\"M93 151V150H92ZM95 169V168H94ZM96 170V169H95ZM101 170V169H100ZM97 171V170H96ZM102 173L99 174V176L101 175ZM104 177V176H103Z\"/></svg>", "mask_w": 264, "mask_h": 264}]
</instances>
